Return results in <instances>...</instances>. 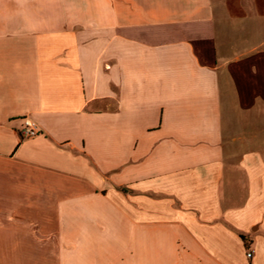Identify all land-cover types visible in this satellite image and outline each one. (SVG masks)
<instances>
[{
    "label": "crops",
    "instance_id": "crops-1",
    "mask_svg": "<svg viewBox=\"0 0 264 264\" xmlns=\"http://www.w3.org/2000/svg\"><path fill=\"white\" fill-rule=\"evenodd\" d=\"M0 264H264V0H0Z\"/></svg>",
    "mask_w": 264,
    "mask_h": 264
},
{
    "label": "built area",
    "instance_id": "built-area-1",
    "mask_svg": "<svg viewBox=\"0 0 264 264\" xmlns=\"http://www.w3.org/2000/svg\"><path fill=\"white\" fill-rule=\"evenodd\" d=\"M39 134V129L36 125V123H34L33 121L26 119L24 122V126L21 129V135L24 138H30V137H34L36 135ZM247 257L250 259L253 257V252L250 251L247 254Z\"/></svg>",
    "mask_w": 264,
    "mask_h": 264
}]
</instances>
